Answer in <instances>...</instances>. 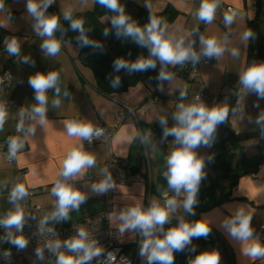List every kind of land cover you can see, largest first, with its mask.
<instances>
[{
  "label": "crops",
  "instance_id": "crops-1",
  "mask_svg": "<svg viewBox=\"0 0 264 264\" xmlns=\"http://www.w3.org/2000/svg\"><path fill=\"white\" fill-rule=\"evenodd\" d=\"M71 1L76 5L77 1L81 0ZM131 1L151 11H160L167 4H171L178 14L171 22L163 21L167 35L177 40L182 38L186 47L202 23L196 15L201 0ZM221 2L225 6H232L235 11L232 12L224 6H219L214 19L205 23L204 38L217 39L226 50L219 57H211V61L207 64L200 61L195 64L208 92L213 94L227 92L228 94L213 105L207 106L226 104L229 107V115L225 121L227 128L235 134H250L242 143L243 149L237 151V158L244 157L249 164L247 169H250L264 152V146L260 145L264 139V123L256 122L258 116L264 113V99L258 98L255 93L246 92L239 97L232 95L240 85L239 77L249 67L251 58H257L256 4H258V29L261 36L260 55L264 60V0H221ZM26 3L27 0H0V5H2L0 6V28L7 31L0 44V71L7 68L12 77L9 85L0 86V95L13 100V104L6 108L7 117L3 128L0 129V214L12 206L9 202V193L12 187L20 182L35 189V194L30 198L31 202L33 199L36 203L44 204L52 212L56 198L51 194V188L56 179L64 180L59 176L63 161L69 151L82 145L83 151L95 156L96 164L92 168L85 169L81 174H77L75 178H68L67 183L70 184L72 179L79 180L81 192L86 194L88 199L80 205L79 210H72L69 213L67 221L60 223L50 221V223L60 227L95 214L102 209L103 203L100 195L91 191V185L97 181L81 178L85 174L101 173L112 153L114 156L127 158L133 171L144 178L142 181L138 180L130 184L117 183L112 190L110 224L120 229L122 222L118 217L122 209L135 205L148 208L152 202L151 200L147 206L146 201L150 194L156 196L155 201L161 199L162 203V194L168 193L173 196L168 186L159 191L158 188H152V185L157 184L159 173L164 176L167 167L166 157L174 147V137L164 141L165 153L161 161L162 151L155 135L146 141L145 149L142 148L138 140V124H151L158 122L160 118H173V114L178 111L179 103H193L198 83L186 82L187 96L183 100L178 90L184 83V76L179 73H173L170 81H161L157 87L141 82L129 91L114 93L110 97L105 96L96 90L92 71L79 62L78 47L75 44L61 41V49L56 56H48L41 50L40 45L44 38L35 33L33 29L35 21L28 15ZM52 6L61 13L67 10L71 12L79 10L76 6L71 7L72 5L62 0H55ZM233 13H235L233 22L231 25H225V14L232 15ZM107 19V15L101 17L103 21ZM251 24H254V32L250 29ZM245 32H251L252 35L245 39ZM14 37L20 45V54L8 57L5 42ZM54 37L59 39L56 33ZM251 43L255 45V48L254 53L249 55V44ZM197 49L202 52L200 40ZM233 49L238 52L235 57L232 55ZM25 57L34 61V64L23 63ZM176 65L169 64L168 66ZM38 71L45 73L56 71L60 75L58 84L61 90L60 95L57 97L54 89L47 92L48 110L44 125H40L39 117L33 118L31 113V108L36 101L28 78ZM65 92L68 93L67 96L64 95ZM152 93L159 97V103L153 101ZM57 98L60 100V105L53 107L52 101ZM123 105L134 107L135 114L128 115L114 132L109 144L110 148L100 141L88 145L83 139L69 136L66 132L65 125L72 120L91 123L94 128L98 122L108 126L114 121L116 113ZM21 109L25 112L23 116V121L26 123L25 130L33 127L34 133H26V131L14 133L16 123L22 120ZM12 137L22 138L24 147L17 152L14 163H7L3 159L1 150L8 146V141ZM210 150L211 147L204 145L196 149L198 156L203 159L208 156ZM229 195L228 200L200 213V218L206 220L222 239L220 242L209 244L205 250L219 251L220 264H264V258L253 260L244 254L243 248L251 241L238 242L231 238L222 227L225 219L234 216L241 207L252 216L254 230L264 223V160L257 165L254 171L248 170L247 173L241 174L231 186ZM177 199L182 202L183 194ZM177 210V216L171 218V223L164 226L165 230L175 226L178 217L185 219L187 213L183 208ZM121 234L127 248L134 246L135 249L142 239L140 233L135 230ZM1 243L3 251L10 250L14 253L17 250L8 243L2 241ZM260 243L264 246V243ZM22 252L24 264H55V257L44 258L43 261L38 260L30 242ZM0 264H4L1 254ZM136 264H145L139 255Z\"/></svg>",
  "mask_w": 264,
  "mask_h": 264
},
{
  "label": "clouds",
  "instance_id": "clouds-1",
  "mask_svg": "<svg viewBox=\"0 0 264 264\" xmlns=\"http://www.w3.org/2000/svg\"><path fill=\"white\" fill-rule=\"evenodd\" d=\"M55 0H27L26 10L35 23L33 29L35 33L44 38L40 45L41 50L48 56H56L61 49V40L54 37V33L60 27L59 17L55 14L46 15L48 8ZM101 6L115 13L110 20V29H105L104 37L114 34L117 38L129 37L138 46L147 48L149 56L147 58L140 56L135 61H129L122 57L113 60L112 68L114 72L119 73L123 70L126 74L131 75L136 72H144L149 69H156V61L160 62L161 68L155 77L157 81H170L172 74L165 71L166 65L184 64L191 60L194 64L200 60L192 48L191 44L185 46L184 40L175 39L167 35L166 25L161 19L149 16L148 23L140 26L126 12L125 6L120 0H97ZM2 6V5H0ZM219 7V0H201V5L196 15L198 19L211 22L215 17L216 9ZM64 19L70 21V28L78 32L76 37L77 43L81 48L90 47L93 49L103 50L104 45L88 37L85 30L83 19H73L71 10L63 13ZM235 13L232 15L225 14V25H231ZM251 32H245L244 38L251 36ZM202 45V55L219 57L225 52L222 46L215 38L200 37ZM5 51L11 56L20 54V45L14 37L5 42ZM131 54L129 53V56ZM232 55H238L237 50H232ZM153 57L155 59H153ZM25 64H34L28 57L22 61ZM112 87L117 88L121 85L120 76L106 77ZM60 75L56 71L36 72L29 76V86L34 91V100L36 104L31 108L33 118L39 117V124L44 125L46 121L48 96L47 92L54 89L56 96L60 95L58 87ZM241 90L247 93H255L258 98L264 99V62H253L239 77ZM162 91V89H159ZM68 95L67 92L64 93ZM181 100L187 96L186 90L180 91ZM199 98L197 97V100ZM53 107H59L60 100L52 101ZM178 111L173 114V120L176 122L171 128L167 127V120L160 118L159 123L163 127V136L174 137L173 149L166 157V171L164 177L167 181L168 189L173 193L172 198H166L163 205L159 201H152L148 208L142 205H135L122 209L119 212V220L122 227L121 233L125 231H138L142 237L139 243V257L145 264H175V253L182 252L186 247L192 244L193 239L207 238L212 229L208 222L203 219L195 222L186 221L183 217L177 218L175 226L165 230V225L171 223L172 214L178 208H183L184 212L190 216H195L194 208L198 205L197 199L201 181L206 179L205 160L198 156L196 149L201 145L211 147L217 126L224 123L229 115V107L224 105H215L208 107L203 102L199 103H179ZM25 112L21 109V123L17 126L18 131L34 133L35 129L29 127L24 129L23 116ZM7 111L5 105L0 103V129L3 128ZM264 123V113H261L256 121ZM66 132L69 136L78 137L83 140H90L93 135L102 134L101 129H94L91 123H82L72 120L65 125ZM24 147V140L20 137H12L8 141L9 159L16 156L17 152ZM213 162V157H208V163ZM96 164V158L90 153L83 151V146L73 148L66 155L63 161L62 171L59 173L64 180L56 179L51 194L56 198L54 210L39 220L38 232L43 235L48 233L55 236V229L46 227L50 221L60 223L67 221L69 213L72 210H79L81 204L88 199L87 195L75 189L67 183L68 178H75L85 169L92 168ZM102 180L91 185V191L97 195L106 194L113 190L115 184L112 180L111 173L107 169ZM183 194L182 202L177 197ZM29 195L27 187L23 183L15 184L9 193V202L14 205V210L8 212L3 218H0V228L4 229V236L0 241L8 243L18 251L25 250L28 247L29 240L23 235L25 225V213L20 205V201ZM35 219V217H32ZM222 227L227 234L238 242L246 243L243 248L245 255L253 260L264 258V246L253 239L254 229L252 227V216L244 208H239L234 216L225 219ZM66 249L68 253L61 251ZM55 255V264H91V261L102 254L101 248L97 246V241L90 239L88 231L84 228L77 230V233L71 239L61 241L60 239L47 240L43 247L35 249V255L38 260L43 261L44 250ZM193 246L191 251L195 252ZM5 260H10L11 251L3 252ZM220 253L217 250H204L192 257L188 264H220Z\"/></svg>",
  "mask_w": 264,
  "mask_h": 264
},
{
  "label": "trees",
  "instance_id": "trees-1",
  "mask_svg": "<svg viewBox=\"0 0 264 264\" xmlns=\"http://www.w3.org/2000/svg\"><path fill=\"white\" fill-rule=\"evenodd\" d=\"M120 2L125 6L126 12L140 26L148 23L150 15L161 19L162 21L171 22L178 14V11L171 4H167L160 11H151L139 6L138 4H135L131 0H120ZM53 14L60 18V27L55 32L57 37L62 42L73 43L78 47L79 62L92 71L94 76V86L99 93L110 97L114 93L129 91L131 88L141 82L150 84L153 87H157L160 84L161 81H157L155 78L158 75L159 69L161 68L160 62L158 60L156 61L157 66L154 70L149 69L147 71L136 72L131 75L126 74L123 70H121L119 73L113 71L112 63L115 58L122 57L129 61H135L140 56L147 58L149 56V52L147 48L138 46L129 37L117 38L114 34L115 30H112V34H110L108 37L103 36L104 30L111 28L110 20L112 16L115 15V13L110 12L108 9L101 6L99 3H97V0H95V3L91 9L75 12L72 11V17L73 19L84 20L85 30H92L91 32H87L88 37L92 40L102 43L104 45L103 50L93 49L90 47L81 48L76 39L78 32L73 31L69 26L70 21L64 19L63 13L59 12L51 5L47 10L46 15ZM104 15L108 16L106 21L101 20V17ZM250 29L251 31L254 30V24H251ZM6 34L7 31L3 28H0V44ZM254 48L255 45H253V43L249 44V55L254 53ZM129 53L131 54L130 56ZM153 59L155 58L153 57ZM255 59L256 58H251L249 63ZM189 62L190 64H194L191 60H189ZM115 76H120L121 78V85L117 88L112 87L109 83V80L106 78ZM164 119L167 120V127H173L175 121L172 117ZM138 126L139 130L143 133L147 129L152 130L153 135L156 136L157 141L160 144V150L163 151L161 157L162 161L165 153L164 141L173 137L168 136L165 138L163 136V127L159 121L151 124H138ZM249 135L250 134L243 133L235 134L227 128L225 122L217 126L215 139L211 145V150L208 156L204 159L206 165L204 169L206 173V179L201 181L197 197L199 203L194 208L196 215L190 216L186 214V221L195 222L196 220L201 219L200 213L202 211L211 209L228 200L230 198L229 190L231 186L235 184L236 176L247 173L248 170L254 171L257 168V162L264 160V152H262L259 160L254 162L251 166L252 168L247 169L249 164L245 158L242 156L237 158V151L243 149L242 143ZM138 140L140 141L139 136ZM142 148L145 149L143 146ZM209 156L213 157V162L211 163H208ZM206 181H209V183L206 184ZM166 186L168 185L165 177L159 173L157 184L154 186L152 185V188H158L159 191H161ZM210 228L212 231L207 238L193 239L192 244L186 247L184 251L176 252L174 254L175 264H181L180 259L182 257L191 259L196 254L203 251V249L209 244L222 241L218 232L211 226ZM193 246L196 248L195 252L191 251Z\"/></svg>",
  "mask_w": 264,
  "mask_h": 264
},
{
  "label": "built area",
  "instance_id": "built-area-1",
  "mask_svg": "<svg viewBox=\"0 0 264 264\" xmlns=\"http://www.w3.org/2000/svg\"><path fill=\"white\" fill-rule=\"evenodd\" d=\"M219 6H224L229 11L234 12L235 9L232 6H225L222 4L221 0H219ZM205 23L206 21H202L201 25L197 29L194 37L191 39L190 43L193 50L200 55V62L209 63L211 58L207 56H203L198 51V42L200 37L205 35ZM8 57H12L6 51ZM253 62L261 63L260 60L255 59ZM249 65V66H250ZM160 71V69H159ZM158 71V73H159ZM165 71L168 73H179L184 76V83L180 86L179 92L182 90H186V82L195 81L198 83V87L195 91L193 97V103L203 102L206 105H213L215 102L225 98L228 96L227 92H221L219 94H213L208 92L203 85L196 64H190L189 61H186L184 64H178L176 67H170L168 65L165 66ZM12 77L7 68H4L0 71V86H7L11 82ZM246 92L241 90V85H239L236 90L233 92L232 96L239 97L240 95ZM197 97L199 98L197 100ZM152 99L155 103H159V97L155 94H152ZM0 103L5 105V109L10 107L13 104V100L0 95ZM135 114V108L123 105L120 110L115 115L114 121L108 125L104 126L101 122H98L97 126L94 129H101L102 134L99 136L93 135L90 140H84V142L88 145H93L96 142L100 141L109 147L110 141L114 132L121 126L122 122L128 115ZM22 120L18 121L15 125L14 133L23 132L18 131V125ZM24 129L26 127V123L23 121ZM139 128V126H138ZM153 132L151 129L145 130V132H141L139 130V138L142 146L146 147V141L151 138ZM261 146H264V139L261 141ZM110 148V147H109ZM3 159L7 163H14V158L9 159L8 146L1 150ZM105 169L111 173L112 180L114 184H130L134 181H142L144 178L137 172L133 171L129 161L127 158L117 157L110 153L108 160L105 162L103 170L101 173L96 175L85 174L82 176V180H94L99 182L105 176ZM21 183V182H20ZM75 189L81 191L79 180L72 179L70 183ZM26 186V185H25ZM29 192V195L24 198V200L20 201V205L25 213V225L23 228V235L28 238L29 242L33 246L34 250L39 246L43 247L47 240H55L60 239L64 241L66 239H71L77 233V230L80 228H84L89 233V237L92 240L97 241V246L101 248L102 254L99 257H96L92 260V264H136L138 258L139 245L134 249V251H128L126 247V243L122 238V234L118 228L113 227L110 224V211L112 208V190H109L106 194L100 195V198L103 203L102 209L92 215L85 216L80 220L69 222L63 226L56 227L52 225L50 222L46 227H52L55 229L56 235H50L45 233L43 235L38 232V224L39 220L44 216L51 213L50 208L41 203H32L30 198L35 194V189L32 187L26 186ZM163 203L166 198H172V196L168 193L162 194ZM14 210V205H12L8 210L0 214V218H3L8 212ZM178 210L172 214L171 218L177 216ZM32 217H35L33 219ZM4 236V229L0 228V237ZM254 239H258V241L264 243V223L258 225V227L254 230L253 234ZM61 251L68 253L66 249H61ZM3 247L0 241V254L4 264H24V260L22 259V250H16L12 253L10 260H5L3 257ZM55 257L54 254L49 252L47 249L44 250V258ZM56 258V257H55Z\"/></svg>",
  "mask_w": 264,
  "mask_h": 264
},
{
  "label": "rangeland",
  "instance_id": "rangeland-1",
  "mask_svg": "<svg viewBox=\"0 0 264 264\" xmlns=\"http://www.w3.org/2000/svg\"><path fill=\"white\" fill-rule=\"evenodd\" d=\"M62 1H64V2H66V3H68V4H70V5H72L71 7H74V6H76V9H79V10H74V12L75 11H84V9H91L92 7H93V5H94V3H95V0H81V1H77V3H76V5H74V3L71 1V0H62ZM74 2H76V0H73ZM87 2H89V3H87ZM74 5V6H73ZM82 9V10H81ZM171 74H173V73H171ZM175 123V122H174ZM174 125V124H173ZM255 141V140H254ZM253 141V142H254ZM250 163H251V161H250ZM155 198H156V196H154V194H150L148 197H147V201H146V204H147V206L149 205V202L152 200H155ZM159 202L161 203V205H163V203H162V200L161 199H159ZM32 203H36V201L35 200H33L32 199ZM208 247V246H207ZM207 247H205L204 249H203V251L207 248ZM127 250L128 251H134V246H130L129 248H127Z\"/></svg>",
  "mask_w": 264,
  "mask_h": 264
},
{
  "label": "water",
  "instance_id": "water-1",
  "mask_svg": "<svg viewBox=\"0 0 264 264\" xmlns=\"http://www.w3.org/2000/svg\"><path fill=\"white\" fill-rule=\"evenodd\" d=\"M257 13H258V4H256V16H255V28H256V33H257V58H256V59L260 60L261 62H264V60H262L261 55H260L261 36H260V34H259V29H258V15H257ZM163 148H164V147H163ZM162 152H163V151H162ZM260 162H261V160L257 162V165H258ZM249 171H251V170H249ZM239 176H240V175H237V176H236V181H237V179L239 178ZM189 260H190L189 258H184V257H182V258L180 259L181 264H188V261H189Z\"/></svg>",
  "mask_w": 264,
  "mask_h": 264
},
{
  "label": "flooded vegetation",
  "instance_id": "flooded-vegetation-1",
  "mask_svg": "<svg viewBox=\"0 0 264 264\" xmlns=\"http://www.w3.org/2000/svg\"><path fill=\"white\" fill-rule=\"evenodd\" d=\"M160 148V147H159ZM209 183V181H206V184H208Z\"/></svg>",
  "mask_w": 264,
  "mask_h": 264
}]
</instances>
